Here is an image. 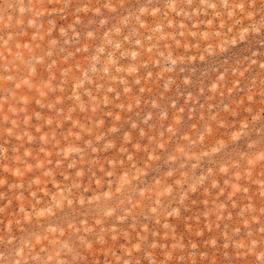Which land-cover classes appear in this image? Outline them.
Returning <instances> with one entry per match:
<instances>
[{"label":"rangeland","instance_id":"1","mask_svg":"<svg viewBox=\"0 0 264 264\" xmlns=\"http://www.w3.org/2000/svg\"><path fill=\"white\" fill-rule=\"evenodd\" d=\"M0 264H264V0H0Z\"/></svg>","mask_w":264,"mask_h":264}]
</instances>
